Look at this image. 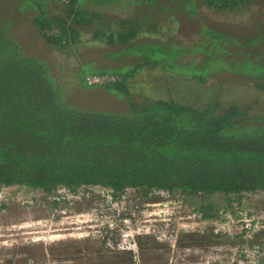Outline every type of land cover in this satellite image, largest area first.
I'll return each instance as SVG.
<instances>
[{
  "label": "trees",
  "instance_id": "16d2710c",
  "mask_svg": "<svg viewBox=\"0 0 264 264\" xmlns=\"http://www.w3.org/2000/svg\"><path fill=\"white\" fill-rule=\"evenodd\" d=\"M81 1L15 0L20 20L22 15L31 18L30 10L38 11L31 23L52 53L50 58L24 52L10 38L7 24L0 23V189L27 187L51 196L59 188L74 193L82 187H99L109 189L112 199H119L129 188L145 195L162 190L181 195L192 205L194 199L208 198L196 209L204 220L220 213L211 200L214 195L223 196L228 203L234 196L240 203L243 193L264 191V114L251 115L254 105L243 108L231 103L222 112L223 98L215 92L203 106L173 97L143 99V91L131 94L129 90L131 79L144 65L119 71L99 63L101 69L94 75L108 74L118 80L106 87H88L85 77L92 74L83 73L82 67L95 64L90 61L76 70L77 84L68 88V82L62 83L66 61L62 67L55 55L80 47L106 48L112 62L118 55H144L148 52L127 49L141 43L161 44L162 40L152 35L138 37L142 25L137 28L125 23L117 31L104 14L90 8L84 11ZM249 2L204 0L218 12L237 11ZM219 28H202L201 38L194 42L203 52V62L218 57L228 63L230 55L251 60L249 67L261 66L255 79L264 80V36L255 29L246 35L238 27ZM87 31L91 37L84 41L82 35ZM150 31L158 33L156 28ZM248 38L252 41L247 45ZM169 42L173 44L172 39L164 43ZM250 47L257 48V54ZM181 48L188 50L175 44L169 50L175 55ZM119 50L123 52L118 54ZM73 54L81 56L76 50ZM254 55L262 61L256 63ZM227 63L223 70L240 75L228 70ZM151 66L158 65L149 60ZM211 74V70L199 72L194 79L202 86ZM82 86L122 95L126 100L120 104L122 110L77 108L71 94ZM221 87L217 89L222 91ZM251 88L264 91V83L255 82Z\"/></svg>",
  "mask_w": 264,
  "mask_h": 264
},
{
  "label": "rangeland",
  "instance_id": "374dc122",
  "mask_svg": "<svg viewBox=\"0 0 264 264\" xmlns=\"http://www.w3.org/2000/svg\"><path fill=\"white\" fill-rule=\"evenodd\" d=\"M151 2L82 0L79 5L86 6L84 11L90 8L104 14L117 31H122L125 23L137 28L142 25L138 37L152 35L162 40L161 44L148 42L141 46V43L127 49L135 53L148 52L145 56L118 55L112 62L106 56L109 53L106 48L74 49L80 52L79 57L73 54L74 50L55 55L62 67L66 61L67 72L61 75L62 83L68 82V88L77 84L76 70L81 63L90 61L95 64L84 65L82 72L85 74H96L101 69L97 66L99 63L114 66L110 70L119 71L144 65L131 79L129 90L131 94L143 91V99L173 97L180 102L203 106L206 98L215 92L223 98L222 112L231 103H238L243 108L254 105L251 115L264 114V91L251 88L255 82L264 83L263 79H255L261 66L249 67L251 60L231 55L228 63L218 57L203 62V52L198 45L193 46L205 27L220 26L229 31L233 26L246 35L255 29L264 36V0H250L237 11L221 12L205 4L204 0ZM18 9L15 0H0V23L10 28V38H15L24 52L52 57L31 23L38 11L30 10L31 18L22 15L20 20L16 16ZM151 28L158 29V33L152 34L155 32L150 31ZM82 37V40H88L91 32H85ZM168 39L175 45L187 47V52L181 48L174 55L169 50L173 44L164 43ZM251 41L248 38L247 45ZM255 50L257 48L250 47V52L257 54ZM122 52L119 50L118 54ZM254 59L256 63L262 61L257 55ZM149 60L158 66L148 67ZM226 63L228 70H236L240 75L234 76L223 70ZM209 70L211 76L200 86L194 79L195 74ZM219 86L222 91L217 89ZM71 100L77 108L106 112L121 111L120 104L126 101L122 95L115 97L114 92L84 86L77 94L72 90ZM104 189L82 187L72 193L59 188L50 196L27 187L1 188L0 264H223L226 237L241 233L243 220L247 218L244 212L260 215L264 210V191L243 193L240 203L234 196L228 203L223 196L214 195L211 200L218 205L220 213L213 219L204 220L196 209L208 198L194 199L192 205L181 195L167 196L157 191L145 195L139 189L129 188L119 199H111ZM219 247L224 248L221 253Z\"/></svg>",
  "mask_w": 264,
  "mask_h": 264
},
{
  "label": "built area",
  "instance_id": "2783aa9c",
  "mask_svg": "<svg viewBox=\"0 0 264 264\" xmlns=\"http://www.w3.org/2000/svg\"><path fill=\"white\" fill-rule=\"evenodd\" d=\"M61 1L68 2L69 0ZM117 80V76L92 74L85 77V84L88 87H106L117 82ZM104 190L110 194L112 199L111 191L109 189ZM157 192L162 195H169L162 190ZM244 213L247 218L243 220L244 226L241 228V233L226 237L228 242L224 257H222L223 260H221L223 264H264V210L260 212V215H252V213L248 215V211ZM223 249V247L218 248L220 253Z\"/></svg>",
  "mask_w": 264,
  "mask_h": 264
}]
</instances>
